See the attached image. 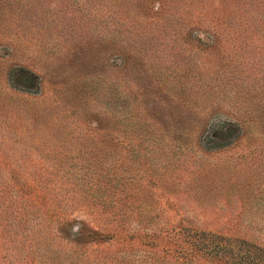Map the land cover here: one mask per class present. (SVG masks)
I'll list each match as a JSON object with an SVG mask.
<instances>
[{
  "label": "rangeland",
  "instance_id": "rangeland-1",
  "mask_svg": "<svg viewBox=\"0 0 264 264\" xmlns=\"http://www.w3.org/2000/svg\"><path fill=\"white\" fill-rule=\"evenodd\" d=\"M0 264H264V0H0Z\"/></svg>",
  "mask_w": 264,
  "mask_h": 264
}]
</instances>
